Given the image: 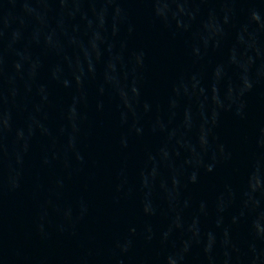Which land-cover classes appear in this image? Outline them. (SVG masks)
<instances>
[{"label":"water","instance_id":"obj_1","mask_svg":"<svg viewBox=\"0 0 264 264\" xmlns=\"http://www.w3.org/2000/svg\"><path fill=\"white\" fill-rule=\"evenodd\" d=\"M0 264H264V0H0Z\"/></svg>","mask_w":264,"mask_h":264}]
</instances>
